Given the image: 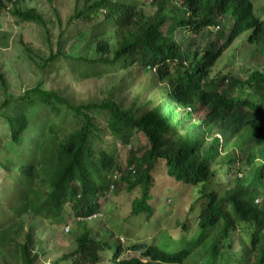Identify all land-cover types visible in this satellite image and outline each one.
I'll return each instance as SVG.
<instances>
[{
    "label": "trees",
    "instance_id": "trees-1",
    "mask_svg": "<svg viewBox=\"0 0 264 264\" xmlns=\"http://www.w3.org/2000/svg\"><path fill=\"white\" fill-rule=\"evenodd\" d=\"M23 1L0 0V12L9 8L21 22L46 26L36 8L20 6ZM45 1L55 9L56 0ZM253 8L252 0H75L57 51L51 48L42 67L53 70L60 63L59 70L78 80L112 76V86L101 99L79 104L42 81L22 96H10L21 106L7 121L18 158L0 166L12 164L22 190L14 209L0 215V253L8 250L13 264H34L37 245V253L51 254L32 225L24 232L30 216L84 229L74 237L75 250L50 264L101 263L100 252L113 264H264V65L253 64L264 56V18ZM75 22L92 24L77 30L91 55L61 51ZM240 37L251 47L242 53L243 74L223 73L217 61ZM232 57L238 55L232 51ZM0 83L5 84L1 69ZM130 86L126 105V96L117 97ZM38 106L48 108L52 120L47 130L38 124L27 152L24 136L31 126L24 109ZM118 145L129 146L124 166ZM161 177L198 186L199 207L193 201L187 223H171L161 236L177 242L169 248L181 247L168 250L158 240L126 243L139 257H124L115 237L132 236L130 226L143 223L133 215L152 218ZM124 188L141 190L127 204L130 216L118 221L110 214L105 222L111 231L97 230L98 238L92 237L87 217L103 212L101 201ZM195 210L198 228L190 231Z\"/></svg>",
    "mask_w": 264,
    "mask_h": 264
},
{
    "label": "rangeland",
    "instance_id": "rangeland-1",
    "mask_svg": "<svg viewBox=\"0 0 264 264\" xmlns=\"http://www.w3.org/2000/svg\"><path fill=\"white\" fill-rule=\"evenodd\" d=\"M252 2L254 15L264 18V0H252ZM20 6L23 9L36 8L42 14L46 26H42L35 22H21L18 18L13 16L9 8L0 12V69L5 78L4 86L0 83V164L2 163L5 165H8L11 161H15L18 158V155L12 151V145L9 142L10 128L7 121L9 117L19 114L21 106L17 100H13L12 98L22 96L24 92L35 87L42 81L44 84L43 87L53 88L59 91L60 94L66 96L71 102L75 104L86 103L104 97L106 90L112 86L114 78L112 76H105L103 78L78 80L71 76V71L67 69L59 70L57 65L60 63H56L53 70L42 67L43 58L49 56L51 48L57 51V40L60 33L65 29L68 18L73 13L75 0H56L54 10L45 0H26L23 1ZM90 26H92V24L87 27L84 23L75 22L74 26L68 31L69 36L62 40L61 51L75 58L80 55H91V49L85 48L87 43L86 38L77 37V30H87L91 28ZM242 38L244 39V37ZM237 40L240 41L239 44L235 41L233 47L222 54L217 61V67L221 68L223 73L240 76V74H243L245 68L243 65L244 55L242 53L249 54L248 52H250L251 47L245 44V41L241 40V37ZM90 41L94 42L93 39ZM222 43L223 41H221L219 45ZM234 47L235 50H233ZM232 51L235 52V55H238V59L232 57ZM232 59L233 63L231 64ZM256 61H253V64L260 63L264 65V56H262L259 61ZM243 76H245V74ZM136 80L140 81L141 79L137 78ZM131 88L134 87L130 86L125 88L124 96L121 95V97H117V100L121 101L122 97L126 96L125 104L130 105L132 101ZM140 91L141 90H136L138 93ZM7 98L12 100L8 105L4 106L3 103ZM24 110L25 113L29 114V124L31 126V130L24 136V142H26L23 148L25 150L27 149L28 152L31 147L29 139L38 137L36 134L38 124L43 122L45 126L51 122L52 116L49 114V109L44 106L26 108ZM97 119L101 122L104 120V118ZM53 120L55 119L53 118ZM65 124L68 126L72 124L71 116L65 119ZM34 125L36 126L35 128ZM44 128L47 130V126ZM128 149L129 146L122 147L118 145L116 153L119 155V158L121 157L120 160L123 161L121 162L122 166L125 165ZM25 150L24 156L26 158L28 153H26ZM27 159H29V157H27ZM14 163L15 162H13V164ZM18 179V173L14 171L12 164L9 168L0 166V215H3V212L7 213L13 210L15 207L14 202H19L22 188L20 187ZM156 185L157 188L153 193L155 197V208L151 214L152 218L148 217V214L145 218V213L133 215L134 218L142 220L143 223L130 226L132 228L131 232L134 230V233L131 234L132 236L128 233L125 238H115L117 243L125 250L123 253L124 257H139L137 252L125 249L127 248V244L131 243L132 245L144 244L147 241L156 243L158 240V244L163 247L168 246V250L180 248L181 246L179 244L176 247L169 248L172 244H176L177 242H172V239L168 240V236H161L168 227H172V224L176 226L178 223L181 225L187 223V211L189 205L193 203V201L197 202H194L196 208L199 207L198 186L184 185L167 177L159 178ZM167 188H171V191H166ZM222 190L224 189H219V191ZM140 194V188H124L121 189L119 194L113 195L115 197L109 199V201H101L103 202V212L99 214L98 218L89 219L88 223H86V226L90 228L92 237L95 236V238H98L95 233L97 230H100L102 233L111 231L108 229V222H105L110 214L113 220L121 221L123 219H128L132 209H128L127 204L128 202H132L136 196ZM256 202L259 203L260 198H257ZM113 205L115 206L114 209L112 207ZM108 207H110L111 212L113 211L112 213L106 210ZM163 208L167 209V211ZM67 210L68 209H64V213H66ZM14 212L15 210L11 214L14 215ZM165 216L166 220H161V218L164 219ZM25 221L26 226L24 232H27L32 225L36 237L42 240L48 251H51V254L47 255H44L45 253H37V245L36 248L33 249L34 253H32L33 255H37H34V264L54 263L57 262L58 259H61L63 255L72 253L76 248L74 237L76 238L84 230L83 227H73L72 223L57 225L55 219L48 221L43 217L34 218L25 216ZM122 224L128 227L126 224ZM74 225L77 224L74 222ZM159 226H162L160 236ZM189 226L190 231H195L198 228L197 210L192 213ZM208 230L212 231V228ZM236 234H238V231ZM108 239L111 240L112 237ZM161 239L166 240L160 241ZM100 254L99 260L103 261L101 263L91 262L90 264H113L110 261L109 255L104 252H100ZM18 258L20 261H23L20 254H18ZM13 262L14 260L11 258V253L8 250L5 253H0V264H13ZM61 262H63L61 264H71L69 259Z\"/></svg>",
    "mask_w": 264,
    "mask_h": 264
},
{
    "label": "clouds",
    "instance_id": "clouds-1",
    "mask_svg": "<svg viewBox=\"0 0 264 264\" xmlns=\"http://www.w3.org/2000/svg\"><path fill=\"white\" fill-rule=\"evenodd\" d=\"M241 37H243V36H241ZM100 213H101V212H97V213H93V214L89 215V216L87 217V220H89V219H93V218H98ZM81 220H82V219H81ZM115 238H116V237H115Z\"/></svg>",
    "mask_w": 264,
    "mask_h": 264
}]
</instances>
